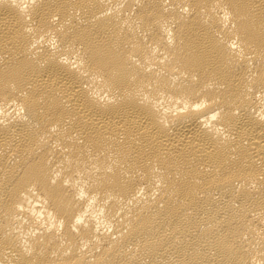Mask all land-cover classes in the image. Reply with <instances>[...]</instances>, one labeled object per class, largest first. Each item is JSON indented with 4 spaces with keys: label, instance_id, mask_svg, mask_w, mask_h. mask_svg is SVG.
<instances>
[{
    "label": "bare ground",
    "instance_id": "obj_1",
    "mask_svg": "<svg viewBox=\"0 0 264 264\" xmlns=\"http://www.w3.org/2000/svg\"><path fill=\"white\" fill-rule=\"evenodd\" d=\"M0 264H264V0H0Z\"/></svg>",
    "mask_w": 264,
    "mask_h": 264
}]
</instances>
